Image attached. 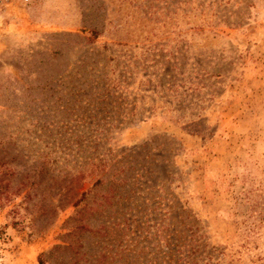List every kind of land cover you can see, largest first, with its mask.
<instances>
[{
    "label": "rangeland",
    "instance_id": "obj_1",
    "mask_svg": "<svg viewBox=\"0 0 264 264\" xmlns=\"http://www.w3.org/2000/svg\"><path fill=\"white\" fill-rule=\"evenodd\" d=\"M0 264H264V0H0Z\"/></svg>",
    "mask_w": 264,
    "mask_h": 264
},
{
    "label": "built area",
    "instance_id": "obj_2",
    "mask_svg": "<svg viewBox=\"0 0 264 264\" xmlns=\"http://www.w3.org/2000/svg\"><path fill=\"white\" fill-rule=\"evenodd\" d=\"M25 1H28V0H25Z\"/></svg>",
    "mask_w": 264,
    "mask_h": 264
}]
</instances>
